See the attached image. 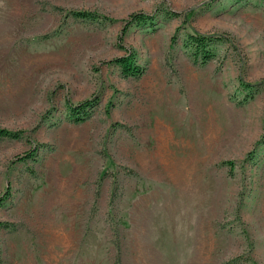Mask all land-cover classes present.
<instances>
[{"label":"rangeland","instance_id":"rangeland-1","mask_svg":"<svg viewBox=\"0 0 264 264\" xmlns=\"http://www.w3.org/2000/svg\"><path fill=\"white\" fill-rule=\"evenodd\" d=\"M0 127V264H264V0H0Z\"/></svg>","mask_w":264,"mask_h":264},{"label":"trees","instance_id":"trees-1","mask_svg":"<svg viewBox=\"0 0 264 264\" xmlns=\"http://www.w3.org/2000/svg\"><path fill=\"white\" fill-rule=\"evenodd\" d=\"M67 14L73 17L88 18L93 15V13L88 11L80 10H69ZM177 15L174 11H165V16L172 17ZM152 15L144 13L141 11L133 12L124 21L123 30L126 31L130 25L139 26H150L152 23ZM221 41H225L222 36L213 33H198V32H187L185 38L183 39V45L189 50L191 59L193 62H198L200 64H205L212 58L216 56L217 45ZM230 41V40H228ZM114 62L121 73L122 76H140L144 72L143 66L136 63L135 54L133 51H128V54L124 56L115 57L111 60ZM242 85L248 90L251 86L247 83H242ZM251 91V90H248ZM94 102L90 100H84L78 102L76 105H68L67 117L71 121L79 122L85 119L93 107ZM21 130H10L7 128L0 127V139L2 138H19L21 136ZM35 155L34 152H27L23 155L17 156L18 160H23L25 157H31ZM5 197H0V203Z\"/></svg>","mask_w":264,"mask_h":264}]
</instances>
